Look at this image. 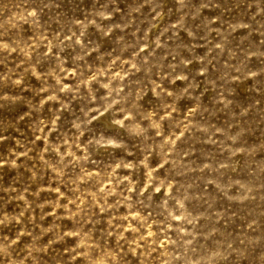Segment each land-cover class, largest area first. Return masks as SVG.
Masks as SVG:
<instances>
[{
	"label": "clouds",
	"instance_id": "9594fccd",
	"mask_svg": "<svg viewBox=\"0 0 264 264\" xmlns=\"http://www.w3.org/2000/svg\"><path fill=\"white\" fill-rule=\"evenodd\" d=\"M17 108L0 264H264V0H0Z\"/></svg>",
	"mask_w": 264,
	"mask_h": 264
},
{
	"label": "rangeland",
	"instance_id": "374dc122",
	"mask_svg": "<svg viewBox=\"0 0 264 264\" xmlns=\"http://www.w3.org/2000/svg\"><path fill=\"white\" fill-rule=\"evenodd\" d=\"M86 2H87V0H86ZM169 3H171V0H169ZM18 110H19V108L15 109V110H12V109L0 110V119L14 118L15 112ZM4 150H6V145H0V151H4ZM12 175H13V173L5 170L4 181L8 182ZM11 207L12 206L10 205L9 208L11 209Z\"/></svg>",
	"mask_w": 264,
	"mask_h": 264
}]
</instances>
